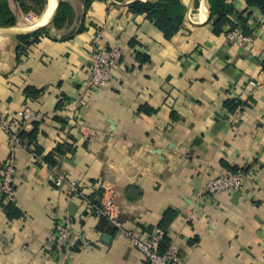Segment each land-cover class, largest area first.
Listing matches in <instances>:
<instances>
[{"label": "crops", "instance_id": "obj_1", "mask_svg": "<svg viewBox=\"0 0 264 264\" xmlns=\"http://www.w3.org/2000/svg\"><path fill=\"white\" fill-rule=\"evenodd\" d=\"M63 1L59 21L57 8L48 20L59 0H46L27 24L31 11L0 0L13 17L0 26V120L29 144L12 145L0 121V183L12 154L16 185L14 200L0 193V264H146L123 229L146 239L156 228L181 264H264V14L232 0L252 27L238 46L228 25L215 32L207 0H180L170 38L132 0ZM41 27L36 40L20 38ZM96 42L123 56L109 86L92 92ZM22 110L34 118L20 122ZM46 155L54 165L39 166L34 157ZM234 171L246 174L239 191L204 195L209 179ZM69 181L81 197H70ZM107 186L121 227L94 213ZM66 219L72 240L55 251Z\"/></svg>", "mask_w": 264, "mask_h": 264}, {"label": "built area", "instance_id": "obj_2", "mask_svg": "<svg viewBox=\"0 0 264 264\" xmlns=\"http://www.w3.org/2000/svg\"><path fill=\"white\" fill-rule=\"evenodd\" d=\"M30 20L29 17H27ZM101 35V31L96 39ZM225 36L228 41H232L238 46H243L251 41L250 36L244 34L238 27L231 28L226 31ZM123 51L119 47L102 48L94 43V47L90 52L89 74L86 80V90L98 92L107 88L112 78V72L121 62ZM31 112L20 111L19 120L28 123L34 118ZM7 131L8 139L12 145H22L21 139L14 132L9 122L0 120ZM37 164L45 167L47 164L42 158L34 157ZM15 159L9 154L3 165L2 180L0 183V193L7 201L14 200L16 195V185L14 182ZM65 178L62 174L54 177V184L61 186L64 184ZM246 182V174L243 171L228 172L209 179L203 189L206 196H215L222 192L239 191ZM70 197L82 196L83 191L74 181L67 182ZM114 191L111 187H104L100 199V205L94 207V213L103 218L109 224L115 227H121L118 219V210L113 200ZM264 229V219L262 221ZM123 233L128 239L130 245L141 252L146 264H181V258L175 250L174 246H169L166 251L161 253L159 245L163 237V231L159 228L154 229L148 238L142 239L129 230L123 229ZM72 240V222L66 219L59 224L55 234L52 237V245L55 251H63L67 248Z\"/></svg>", "mask_w": 264, "mask_h": 264}, {"label": "trees", "instance_id": "obj_3", "mask_svg": "<svg viewBox=\"0 0 264 264\" xmlns=\"http://www.w3.org/2000/svg\"><path fill=\"white\" fill-rule=\"evenodd\" d=\"M19 4L22 7V4ZM92 0H83L84 7H88ZM117 1H125V0H117ZM195 4L198 3L199 0H194ZM209 5V20L212 22L214 26V30L217 33L220 29L228 25L229 29L238 27L242 30V32L248 36H251V25L248 23V18L250 16V12H247L246 15H242L237 12L232 4V0H207ZM247 6L256 7L262 14H264V0H244ZM46 0H40L41 8H44ZM130 8L135 11H142L147 14L148 19L163 33L165 38H170L177 30L182 22L186 8L182 4L180 0H132L129 4ZM23 8V7H22ZM68 5L63 1L59 0L57 6V12L53 19V21H59L62 19L65 11L67 10ZM26 10V9H23ZM29 10V9H28ZM26 10V11H28ZM40 12H36L35 14H39ZM235 15L236 19L232 20L230 16ZM4 23H13V17L9 14L0 13V26H3ZM83 26L80 25L77 29V32L82 31ZM228 29V30H229ZM44 27H41L28 35L20 36V38L28 41L30 37L33 40H36V36L42 33ZM227 31V30H226ZM18 137L21 139L23 144L29 146V144L24 140L25 132L20 131L17 133ZM33 151V149H31ZM36 155L38 151H33ZM43 160L48 165H54V160L51 155H46L43 157ZM10 204V203H9ZM161 229V228H160ZM163 231V229H162ZM163 237L159 245V251L163 253L166 251L161 247Z\"/></svg>", "mask_w": 264, "mask_h": 264}, {"label": "rangeland", "instance_id": "obj_4", "mask_svg": "<svg viewBox=\"0 0 264 264\" xmlns=\"http://www.w3.org/2000/svg\"><path fill=\"white\" fill-rule=\"evenodd\" d=\"M20 3L22 4L23 9H29V11H31L30 15L28 14L24 17V22L27 24H32L33 19H31V16H34L36 12H40L38 15H42L44 13V8H42V10L40 11V0H20ZM27 17H29L30 20H28Z\"/></svg>", "mask_w": 264, "mask_h": 264}, {"label": "water", "instance_id": "obj_5", "mask_svg": "<svg viewBox=\"0 0 264 264\" xmlns=\"http://www.w3.org/2000/svg\"><path fill=\"white\" fill-rule=\"evenodd\" d=\"M56 8H57V3H56V5H55V7H54V9H53V11H52L50 17H48V20L53 16V14H54L55 11H56ZM7 33H9V34H15V32H12V31H7ZM104 237H105V236H104Z\"/></svg>", "mask_w": 264, "mask_h": 264}, {"label": "bare ground", "instance_id": "obj_6", "mask_svg": "<svg viewBox=\"0 0 264 264\" xmlns=\"http://www.w3.org/2000/svg\"><path fill=\"white\" fill-rule=\"evenodd\" d=\"M49 4L51 5L52 4V0H49ZM52 10V9H51ZM51 10H48V11H51Z\"/></svg>", "mask_w": 264, "mask_h": 264}]
</instances>
